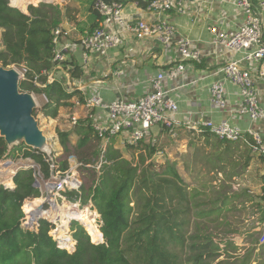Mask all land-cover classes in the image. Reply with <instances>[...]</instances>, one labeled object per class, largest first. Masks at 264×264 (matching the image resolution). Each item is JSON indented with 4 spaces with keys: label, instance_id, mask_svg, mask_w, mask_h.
<instances>
[{
    "label": "trees",
    "instance_id": "trees-1",
    "mask_svg": "<svg viewBox=\"0 0 264 264\" xmlns=\"http://www.w3.org/2000/svg\"><path fill=\"white\" fill-rule=\"evenodd\" d=\"M139 4L147 7L149 1L140 0ZM59 26L58 7L52 3L30 4L28 11L23 12L12 6L10 0H0V66H17L27 70L26 77L31 81L21 79L19 88L23 92L45 94L48 101L42 111L50 118L57 117L61 107L71 106L69 100L79 95L77 90L69 91L62 79L48 82L45 76H40L44 87L32 82L36 75H42V71L52 70L56 65L54 32ZM67 63V60L63 62L64 70H67ZM78 68L70 69V74L78 75ZM197 133L206 137L208 143L222 149L217 150L215 156L216 164H220L219 169L223 172L227 169L225 178L241 173L239 170L229 171V163L234 164L232 170L237 166H248L250 155L243 167L241 161L231 158L239 149L238 143L253 153L247 143L220 139L207 128ZM57 135L63 155L75 156L80 163L82 188L79 194L68 192V196L73 201L79 200L82 206L90 204L98 211L102 241L104 237L105 242L93 243L85 227L78 221L72 224V249L77 241L73 252L68 251L72 250L70 247H59L56 240L59 228L58 234L55 229L51 232L56 239L48 228H42L39 232L24 228L23 204L24 210L29 213L30 204L32 206L39 199L36 197L42 194L40 188L35 186L36 170L24 168L14 175V188L0 185V264H184L182 250L196 251L198 245L189 244V240L201 238L198 235L190 236V228L195 227L203 233V229H210L208 222L227 224L224 212L231 210L234 198L240 196V193L231 195L227 191L222 199L200 201L198 198L205 193L188 187L174 161L167 160L158 165L152 159L158 151L155 145L143 141L127 143V147L139 151V159L135 162L112 142L104 145L87 119H80L69 130L58 129ZM22 147V157L32 159L40 166L44 178H49L51 160L47 154L24 143ZM22 147L13 146L10 149L0 134V161L8 152L13 155ZM257 156L264 161L263 155ZM58 165L56 176H64L68 167ZM260 197L263 200L260 206L264 221V186ZM29 198L36 199L26 201ZM207 204L210 208L203 207ZM202 223H205L203 228ZM200 246H205L203 252H206L209 245L201 243ZM261 249L264 255V245ZM202 254L193 257V264H207ZM210 254L209 257L213 256V253ZM246 262L241 260L240 264ZM223 263L225 261L220 260L216 264Z\"/></svg>",
    "mask_w": 264,
    "mask_h": 264
},
{
    "label": "built area",
    "instance_id": "built-area-1",
    "mask_svg": "<svg viewBox=\"0 0 264 264\" xmlns=\"http://www.w3.org/2000/svg\"><path fill=\"white\" fill-rule=\"evenodd\" d=\"M132 1L136 4L140 3V0ZM233 5L242 12L243 22L235 33H228L215 25L211 26V32L215 35L213 43L219 47V53H242L246 61L258 63V75L264 78V0L258 2L233 0ZM91 6L99 17L98 25L87 32L78 43L84 50L86 60L91 53L106 57L111 50L124 44L126 34H131L137 39L154 38L166 49L175 45L179 54V63L165 71H159L153 76L150 80V91L137 99L116 98L105 102L102 96L97 94L77 102L78 105L84 107V119L92 123L95 132L102 139L104 145L111 142V138L117 136H123L128 144H137L151 134L154 125L160 124L167 129L182 127L196 132H200L202 128H207L220 139L242 140L251 147L253 153L264 156V137L259 130L253 128L245 130L230 120L213 122L205 120L203 117L193 120H179L174 117L179 113V105L168 94L164 87V80L166 77L176 78L183 74L187 60L201 62L202 54L192 48V41L188 36L177 33L176 25L173 22L143 18L129 20L125 17L126 4L121 0H92ZM146 8L155 13L176 11L180 14H187L189 10L188 0H149ZM63 32V28L60 26L54 32V60L56 65L52 70H44L42 75H36L32 81L35 85L45 86L40 80V76H45L48 82L54 81L57 78V71L62 68L63 62L66 60L68 52L73 46H76V44L60 42V36ZM244 59H232L223 66L221 78L210 85V101L217 108L226 107V84L230 82L239 89L240 106L238 114L247 117L252 123H257L264 121V107L261 104L253 74L241 66ZM21 69L22 77L20 79L31 81L26 77L27 70ZM33 94L35 95V93ZM41 96L45 98L46 102L48 101L45 94H41ZM98 109L105 110V117H98L99 114L96 112ZM80 119L79 115L73 114L71 123L74 125ZM152 144L155 145L156 143L153 142ZM74 167L78 169L77 165ZM51 169L56 172L55 162L51 165ZM56 174L55 176L52 175L48 181L43 180L44 178L42 179L43 182L39 181L41 195H44L42 188L47 193L44 198H48L50 193L54 194L55 198L56 196L63 197V194L68 192L80 193L82 181L77 173V179L70 184L64 180L65 178H72L74 174L72 170L70 172L67 170L64 178L58 179ZM64 185L67 186L66 189ZM14 186L15 184L10 188ZM5 187L9 186L6 185ZM66 197L70 199L69 196ZM24 219L27 220L25 222L29 230H37V228H33L40 226L37 222H35L36 226H31L29 213L26 211ZM260 241L264 243V230Z\"/></svg>",
    "mask_w": 264,
    "mask_h": 264
},
{
    "label": "crops",
    "instance_id": "crops-1",
    "mask_svg": "<svg viewBox=\"0 0 264 264\" xmlns=\"http://www.w3.org/2000/svg\"><path fill=\"white\" fill-rule=\"evenodd\" d=\"M10 1L12 6L23 12L28 11L27 8L30 4L38 5L42 1L54 4L58 7L60 27L64 31L62 43L76 44L67 54V70H64L63 65L56 75L58 79L64 81L69 91L77 90L82 97L79 98L78 95L69 100L72 103L71 106L61 107L57 117L61 118L72 113V115L77 114L81 119H84L85 109L77 102L91 95L98 94L105 102L116 98L137 99L150 91V80L153 76L159 71H165L179 63V54L175 45L166 49L154 38L137 39L131 34H126L124 44L111 50L106 57L91 53L86 60L84 50L78 43L87 32L98 25L99 17L92 10V0H14L15 4L13 0ZM121 1L126 4L125 17L127 19L143 18L173 22L176 25L177 33L188 36L192 41V48L202 54L201 62L187 60L183 74L176 78L166 77L164 80L165 89L179 105V113L174 116L175 118L193 120L203 117L205 120L213 122L230 120L245 130L249 128L259 130L264 137V121L252 123L247 117L238 114L240 93L237 86L230 82L226 84V107L217 108L210 101V85L221 78L223 66L232 59H244L242 53H219V47L213 43L215 35L211 32V26L215 25L223 31L235 33L243 22L244 16L241 11L235 8L233 0H188L187 14H180L176 11L155 13L132 0ZM146 1L149 0H143V2ZM76 66L79 67L76 71L78 75L72 76L69 70H73ZM241 66L253 74L261 104L264 107V78L258 75V63L244 59ZM96 112L100 118L106 115L105 110L102 109H98ZM185 131L187 130L182 127L167 129L158 124L152 127L151 134L155 143L171 137L173 140L170 141L171 144L175 142L182 147L186 140ZM203 138L206 139V137ZM124 144L122 143V145ZM114 146L118 148L117 145ZM170 146L176 147V145ZM167 148L166 152H168ZM251 155L257 156L250 152V157ZM257 157L259 160L260 156ZM232 169L228 170L232 172L238 170V168ZM247 169H242V171H247ZM242 171L240 170L241 173ZM234 178L235 176L232 177V179ZM263 186L264 179L261 192ZM229 192L239 193L234 190ZM236 200L240 201V205L248 203L247 199L237 197L234 198L233 204L236 203ZM258 227L259 225H256L252 227V230ZM262 229L264 230V222ZM251 234L256 235L257 231ZM252 235L249 238H252ZM254 242H257L260 247L264 245L260 239Z\"/></svg>",
    "mask_w": 264,
    "mask_h": 264
},
{
    "label": "rangeland",
    "instance_id": "rangeland-1",
    "mask_svg": "<svg viewBox=\"0 0 264 264\" xmlns=\"http://www.w3.org/2000/svg\"><path fill=\"white\" fill-rule=\"evenodd\" d=\"M13 3L15 4L14 0ZM1 35L2 30L0 29V37ZM8 68L16 69L20 74L19 77H22L21 68L17 66H8ZM27 93L33 95L35 103L33 116L37 122L39 130L45 137L47 144L51 150V153L49 155L47 154V156L50 158L52 164L53 162H55L56 172L59 168L58 164L68 167L67 170H69L70 172V164L72 166L73 160L77 161V158L75 156L65 157L63 155V148L60 144L57 135V130H69L73 127V124L71 123V118L73 116L72 113H69L66 116H62L61 118L47 117L42 111V107L46 103L45 98L42 97L40 94L35 93L34 95L33 92ZM185 134L186 140L184 141V145L182 147L178 146L175 142L174 144H171V137L168 139L165 138V140L157 142L155 144V147H157L158 151L155 153L152 159H154L158 165L165 163L167 160L174 161L188 187L195 191H202L205 193V195H201L198 198L200 201H209L210 199L217 200L219 198L222 199L226 195L227 191L234 190V192L238 191L240 193L239 197H241V199H247L248 203L240 205V201L236 200L237 204H233L231 210H229L228 212H224V215L226 214V217L228 219L227 224H220L218 223V221H216V223L208 222L210 229L208 231H205L203 229V233L199 232L195 227H191L189 233L190 236L198 235L202 238V236L199 235L202 234L205 238H191L189 240V244L192 245L193 243H196V245H198V248L196 249V251H191L190 249L182 250L181 257L184 261V264H193V257L201 252L203 253L202 259L203 261L207 262V264H216L220 260L225 261V263L223 264H240L241 260H246L247 262L245 264H263V249H261L260 245L257 242L255 243L254 241L260 239L263 234L262 227L264 221L262 209L260 206L262 205L263 200L260 195L261 186L263 184L264 179V161L260 157L258 160L257 156L251 155L250 161L248 163L249 165L246 168L243 167L242 164L245 163L247 159L246 157L250 155V151L246 150V148H242L243 146L241 144H237L239 147H242H240L238 151L236 150L234 154L231 155V158L232 160L235 158L238 159L239 161H241V167L245 168V170L247 168L248 169L247 171H242L243 168L237 166L238 170H241L242 173L240 175L235 176L234 179H232V177L225 178V172H227V169L225 168L224 172L223 170L219 169L220 164H216L217 157L215 156L218 153L217 150L221 151L222 149H218L217 147H215L214 144L208 143L207 140L203 138L204 136L199 135L201 133H197L196 131L192 130H187L185 131ZM73 139L75 141L76 137H74ZM111 142L113 145H117L119 149L121 148V151L126 157L134 160L135 162L138 161L139 151L127 147V143L125 142L124 137H113L111 138ZM143 142L152 144V134H149L143 140ZM23 143L26 144V140H24L23 138H19L16 142H9V146L10 149L13 146L22 147ZM122 143L125 144L122 145ZM170 145H176V147H171ZM167 146L169 147L167 148ZM23 148L24 147L17 149L15 151V154L13 155L9 154L10 152H8V155L0 161V166L2 163L9 162V166H6L7 168L4 167V170H7H0V185L3 184L9 187L13 186V176H11L10 180H6V178L13 174V172L16 170L19 171L24 168H31V166H34L35 170L38 172L37 179L41 182H43V180L48 181L52 175L55 176L56 172L54 174L51 173V176L49 178H44V175L42 174V170L39 165H37L30 158L24 159L22 157L21 151ZM166 148L168 152H166ZM229 167L232 169L234 167V164L229 163L228 169ZM76 173L78 174L79 179L82 181L79 168L76 169ZM42 190L44 192V195H41L36 198H44L45 196H47V193L44 191V188H42ZM232 194L235 193L231 192V195ZM66 196H68V193H64L63 197H52H54L57 203L63 206L64 208H68L69 204H73L75 206V209L90 208L91 211L93 210L92 212L95 211V208H92L90 204L82 206L79 200L73 201L68 199V197ZM36 198L28 199L26 201H34ZM24 205L25 203L23 204L22 211L25 213ZM203 207L210 208L209 204L204 205ZM30 211L31 208H29V214ZM30 218L31 217L29 216V219ZM99 219L100 215L96 216V224L97 226H99L100 229ZM203 220L204 222L206 221V219H202V221ZM25 221L27 220L24 219L22 221V225L27 229V224ZM75 221L76 220H71V222L68 224L70 230V232L68 231V233L70 237H73L74 230L72 229V224ZM78 222L83 225L81 221ZM39 223V227L33 228H37V232L41 231L42 228H48L50 234L53 229H55L56 234H58V226L55 222L47 218H41L39 219ZM204 224L205 223L201 224L202 228ZM256 225H259V227L255 230H252V227H255ZM31 226L33 227V225ZM254 231H257L256 235L251 234L254 233ZM251 235L252 238H249V236ZM52 236L54 237V235ZM66 236L68 237V235H65V237ZM71 241L73 246V240ZM201 243H206V245H209L207 247L206 252H203L205 246H200ZM70 244L69 246H65V248H69ZM76 245L77 241L74 244L73 249L72 246L70 247V249L72 250H67L69 252H73V250L76 248ZM210 253H213V256L209 257V255H211Z\"/></svg>",
    "mask_w": 264,
    "mask_h": 264
},
{
    "label": "water",
    "instance_id": "water-1",
    "mask_svg": "<svg viewBox=\"0 0 264 264\" xmlns=\"http://www.w3.org/2000/svg\"><path fill=\"white\" fill-rule=\"evenodd\" d=\"M20 80L19 73L17 74L14 69L0 67V134L1 136H4L8 144L10 138L25 136L27 145L49 155L51 153L50 149L48 151L32 143V141L38 140L41 136L44 138V136L39 130L37 122L33 116L35 104L30 99L31 94L20 90ZM72 164V166L77 165L78 168L80 166L78 160H73ZM31 167L34 168V166ZM17 172L18 171H16L15 174ZM51 173H55L54 169H51ZM37 177L38 172L36 171L35 186L39 188L40 182ZM49 207L50 205L48 202L43 203L44 209ZM41 218L44 217L39 216L35 219L38 226L40 225L39 219ZM58 245H60L59 241Z\"/></svg>",
    "mask_w": 264,
    "mask_h": 264
},
{
    "label": "bare ground",
    "instance_id": "bare-ground-1",
    "mask_svg": "<svg viewBox=\"0 0 264 264\" xmlns=\"http://www.w3.org/2000/svg\"><path fill=\"white\" fill-rule=\"evenodd\" d=\"M17 5H20V4H17ZM14 70L17 74L19 73L16 69H14ZM30 99L34 103V98H33L32 94L30 96ZM19 138H23L24 140L26 139L25 136H22V137L16 136V137L10 138V142H16ZM44 138L41 136L38 140L32 141V143L34 145H37V146L44 148V149L49 151L50 148L47 144L46 139H44ZM2 164L0 166V170H2V171L7 170V169L4 170V167L9 166V162L2 163ZM70 168L74 174H73L72 178H65L64 182H66L67 184L73 183L75 181V179H77L76 168L74 166H71ZM2 171H1V173H2ZM16 171H14L13 174L8 176L6 178V180H10L11 176H13ZM64 176H60V177L64 178ZM60 177H57V178L59 179ZM64 188L66 189L67 186L64 185ZM52 196H55V195L51 193L48 198H39L32 205V207L30 204L31 211H30L29 216L31 217L30 218L31 225H35V219H37L39 216L45 217V218L55 222L59 228V231H60L59 232L60 237L58 236V239H56V238L55 239L59 241L60 246H62L63 248H65V246H69V244L71 243V237L68 233V231L70 232L68 224L71 222V220L81 221L83 223V226L85 227V229L87 230V232L91 236L93 243L95 242L96 244H98L102 241L101 231L99 229V226H97V224H96V221H97L96 216L99 215L98 211L95 210L94 212H92L93 210L91 211L90 208H84V209L77 208V209H75L74 208L75 206L73 204L72 205L69 204L68 208H64L63 206L58 204L57 201L55 200V198ZM44 202H48L50 205V208H48L47 210H44V208L42 209V204ZM65 235H68V237L67 236L65 237ZM102 242H104V237H103Z\"/></svg>",
    "mask_w": 264,
    "mask_h": 264
}]
</instances>
